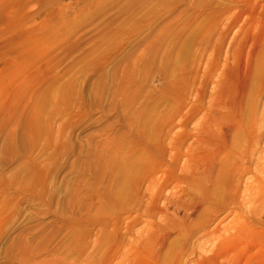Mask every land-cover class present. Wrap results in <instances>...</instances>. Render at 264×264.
Listing matches in <instances>:
<instances>
[{
  "label": "rangeland",
  "instance_id": "1",
  "mask_svg": "<svg viewBox=\"0 0 264 264\" xmlns=\"http://www.w3.org/2000/svg\"><path fill=\"white\" fill-rule=\"evenodd\" d=\"M232 2L0 0V47L25 41L8 66L0 50V264H157L158 249L163 261L204 226L211 205L190 212L194 200L240 178L264 188L258 74L228 147L215 144L230 120L212 94L245 75L258 29V15ZM227 18L236 23L225 44L236 40L206 53L205 108L159 149L188 70ZM159 152L170 165L153 170ZM212 156L210 181L202 161Z\"/></svg>",
  "mask_w": 264,
  "mask_h": 264
},
{
  "label": "bare ground",
  "instance_id": "2",
  "mask_svg": "<svg viewBox=\"0 0 264 264\" xmlns=\"http://www.w3.org/2000/svg\"><path fill=\"white\" fill-rule=\"evenodd\" d=\"M232 7H236L243 13H249L254 17L258 15V29L247 56L245 75L241 78L238 77L236 85L232 89H224L219 93H213L210 100V103L222 104L225 107L224 114L230 120L225 124L226 129L219 136V140L215 142L216 147L220 150L228 147L230 132L237 122H240V118L244 113L246 92L251 78L255 74L259 76V83L255 87L257 94L253 96L252 101L254 103L258 101L257 98L264 93V0L261 2L258 0H233ZM235 23L227 18L222 26L218 24L217 28L204 41L199 59L188 70L186 85L181 87L186 101L178 103L173 109L174 112L171 117L163 124L164 127L161 129V134H159V149L164 146L171 130L178 126L185 131L199 112L205 108L207 87L211 80L206 75L208 68L205 64L209 65L208 60H205L206 53L212 48H214L212 50L222 52L224 47H226V52L229 53L236 38H232L230 42H227L228 44H225V42ZM16 41L14 39L8 40L0 47L1 57L4 59L6 66L9 64L6 56L9 57L13 49L18 47L15 44L19 46L25 44L24 39ZM208 74L211 75L209 72ZM245 138V141L255 142L251 132H247ZM237 144H240V142H235V145ZM173 162L174 166H179L177 159H174ZM169 163L167 153L159 152L153 159L151 168L157 170L161 166L170 165ZM202 163L205 175L210 181L214 180L218 169L217 158L214 156L207 157L203 159ZM251 184L248 179L240 178L231 184L230 192L223 191L224 193L213 197L204 196L200 200H194L191 207L186 206L187 210L193 212L211 205L204 226L197 230H187L183 234L181 245L170 248L167 257L163 261H160V249H158L156 263L264 264V188L261 186L255 190ZM230 215L234 216L233 219L225 223ZM213 241L216 242L211 244ZM165 242L166 240H163L159 244L162 246ZM56 264L69 263L65 260Z\"/></svg>",
  "mask_w": 264,
  "mask_h": 264
}]
</instances>
